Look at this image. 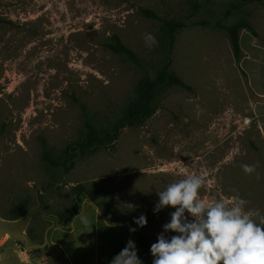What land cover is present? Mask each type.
<instances>
[{
    "label": "rangeland",
    "instance_id": "1",
    "mask_svg": "<svg viewBox=\"0 0 264 264\" xmlns=\"http://www.w3.org/2000/svg\"><path fill=\"white\" fill-rule=\"evenodd\" d=\"M237 1L0 0V218L17 221L13 214L34 206L25 232L41 243L48 218L70 211L77 184L116 219L154 212L157 192L192 173L205 177L201 198L239 194L248 208L264 213V150L254 98L225 29L245 22L251 29L239 35L249 32L264 46V0L231 8ZM162 19L183 23L170 52L162 42ZM147 33L156 45L146 46ZM114 36L138 63L107 48ZM168 54L169 69L189 88L158 87L153 113L142 125L79 155L68 171L42 159L44 148L59 155L79 138L85 120L109 128L134 96L137 80L153 78ZM244 164L256 165L255 172L245 174ZM174 210L166 206L139 228L147 242H156ZM3 239L10 244H0V253L9 260L68 264L50 242L28 250L23 241ZM152 260L148 251L143 262Z\"/></svg>",
    "mask_w": 264,
    "mask_h": 264
},
{
    "label": "clouds",
    "instance_id": "2",
    "mask_svg": "<svg viewBox=\"0 0 264 264\" xmlns=\"http://www.w3.org/2000/svg\"><path fill=\"white\" fill-rule=\"evenodd\" d=\"M144 40L147 47L158 43L151 33ZM242 170L252 174L256 165L244 164ZM203 187L205 177L192 173L157 192L154 213L166 206L175 210L150 246L152 264H264V213L248 208L239 194L205 200L199 194ZM146 223L144 215L135 220L138 227ZM169 232L176 235L166 236ZM137 251L130 239L109 264H144Z\"/></svg>",
    "mask_w": 264,
    "mask_h": 264
},
{
    "label": "trees",
    "instance_id": "3",
    "mask_svg": "<svg viewBox=\"0 0 264 264\" xmlns=\"http://www.w3.org/2000/svg\"><path fill=\"white\" fill-rule=\"evenodd\" d=\"M253 1L260 2L262 0H238L237 2L232 3L230 7L238 8L240 3H249ZM196 7L197 5L195 8ZM144 13L151 17H156V15L152 12L144 11ZM182 26L183 23L179 21L166 19L161 20L162 42L164 44L163 46L167 47L168 52L172 50L176 32ZM245 28L249 30L251 29L250 25L245 22H239L225 28L230 36L233 54L236 58H239L240 54L239 31ZM106 46L112 52L123 55L125 58L134 63H138L136 53L131 48L124 45L118 37L114 36L113 41L107 43ZM170 65L171 56L168 54L163 65L156 71L153 78L148 75H143L137 80L134 89V96L125 106L121 116L109 128H97L88 120H85V131L81 136H79V138L67 143L59 155H53L49 148H44L42 159L51 167H63L64 171H68L72 169L74 164L73 162L79 155L95 152L101 148H106L118 139L122 129L142 125L153 113L152 102L155 98L158 87L180 86L183 88H189V86L185 84L179 76L169 69ZM72 193L73 206L70 211H56L53 215H51V218H48V227H60L64 230H70V223L73 217L80 211L82 201L84 199H89L95 204V202L91 199L89 192L80 184L72 187ZM95 205L108 223H128L129 228L136 229L132 232V234L138 248L140 249L139 257L144 261V255L150 249L151 243L147 242L145 237L140 233V227L135 224V220L141 215H144L147 225L157 216V213L144 211L136 215H128L112 219L109 218L97 204ZM28 210V208L23 207L18 212L13 214L10 219H20ZM26 234L30 240L33 241L36 239L28 229L26 230ZM42 237L39 239L42 240Z\"/></svg>",
    "mask_w": 264,
    "mask_h": 264
},
{
    "label": "crops",
    "instance_id": "4",
    "mask_svg": "<svg viewBox=\"0 0 264 264\" xmlns=\"http://www.w3.org/2000/svg\"><path fill=\"white\" fill-rule=\"evenodd\" d=\"M243 39L248 41L246 46L242 44ZM239 47L240 54L237 58L239 68L254 98L253 120L259 143L264 150V46L258 44L257 38L249 32H242L239 35ZM70 226V230L53 227L48 232L50 245L62 251L68 264H109L130 239L136 245L137 255H140V249L132 232L129 231L128 223H108L89 199L82 201L80 211L73 217ZM114 235L117 238H114ZM0 244L10 243L3 239L0 240ZM14 262L32 264L22 258L9 260L5 254L0 253V264Z\"/></svg>",
    "mask_w": 264,
    "mask_h": 264
},
{
    "label": "water",
    "instance_id": "5",
    "mask_svg": "<svg viewBox=\"0 0 264 264\" xmlns=\"http://www.w3.org/2000/svg\"><path fill=\"white\" fill-rule=\"evenodd\" d=\"M35 207H31L26 214L19 220L17 221H9L6 219H1L0 218V236L4 237L5 235L10 236L14 240H20L23 241L25 248L30 250V249H36V248H43L47 245L49 242L48 240V231L50 227H47L46 230L44 231L43 234V241L41 243H36L30 240L28 235L25 232V228L28 223V219L30 217V214L32 210Z\"/></svg>",
    "mask_w": 264,
    "mask_h": 264
},
{
    "label": "bare ground",
    "instance_id": "6",
    "mask_svg": "<svg viewBox=\"0 0 264 264\" xmlns=\"http://www.w3.org/2000/svg\"><path fill=\"white\" fill-rule=\"evenodd\" d=\"M31 82V81H30ZM32 83V82H31ZM26 85V84H25ZM30 92V91H29Z\"/></svg>",
    "mask_w": 264,
    "mask_h": 264
}]
</instances>
